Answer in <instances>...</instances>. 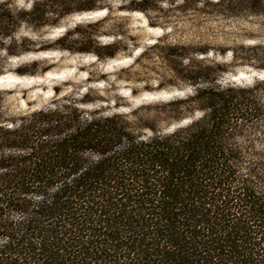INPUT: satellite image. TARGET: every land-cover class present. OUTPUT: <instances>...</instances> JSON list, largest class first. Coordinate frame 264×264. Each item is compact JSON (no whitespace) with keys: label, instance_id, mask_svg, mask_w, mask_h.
<instances>
[{"label":"trees","instance_id":"trees-1","mask_svg":"<svg viewBox=\"0 0 264 264\" xmlns=\"http://www.w3.org/2000/svg\"><path fill=\"white\" fill-rule=\"evenodd\" d=\"M207 3L222 6L225 17L257 19L261 35L224 47L191 50L161 38L140 47L133 63L156 50L168 75L156 87L187 90L184 98L135 106L89 98L86 87L83 98L16 116L0 98V264H264V150L245 144L264 134V81L221 82L236 65L264 72V0ZM64 5L39 12L0 1V75L9 58L32 50L22 27L43 26L49 12L96 10ZM128 5L155 10L149 0ZM66 40L63 33L44 47L98 61L119 56L95 35L86 47ZM48 70L39 60L14 68Z\"/></svg>","mask_w":264,"mask_h":264},{"label":"rangeland","instance_id":"rangeland-1","mask_svg":"<svg viewBox=\"0 0 264 264\" xmlns=\"http://www.w3.org/2000/svg\"><path fill=\"white\" fill-rule=\"evenodd\" d=\"M10 1L25 10L35 4L39 12L56 10L64 4L71 9L85 4L96 6L93 11L75 10L59 17L49 12L45 15L43 26L20 29V34L32 42V50L23 56L9 58L7 72L0 75V98H4L5 112L11 116L51 107L66 98H83L86 87L90 88L89 98H123V102L135 106L145 101L156 103L184 98L189 94L187 90L173 92L172 89L156 87L158 77L165 80L168 76L161 67L156 50L148 52L138 64L133 63L140 47L152 44L157 38H161L163 44L190 45L191 50L197 44L224 47L242 42L246 35H261L257 19L244 15L225 17L221 13L222 6L207 3L216 0H187L184 3L182 0H149L155 8L150 14L126 9L129 0ZM52 20L59 22L57 28L47 26ZM63 33L67 36L66 44L74 48L88 46L90 37L95 35L101 45H116L119 56L98 61L91 54L44 47L47 41ZM32 60L45 61L49 70L25 75L14 72L18 64ZM218 60L229 62L227 58L220 57ZM87 71L91 74L89 80L86 79ZM263 81L264 72L261 69L244 65L231 68L221 80L241 88H251ZM130 87L135 94L128 93ZM187 122L183 121L182 125ZM245 144L264 150V134Z\"/></svg>","mask_w":264,"mask_h":264},{"label":"snow or ice","instance_id":"snow-or-ice-1","mask_svg":"<svg viewBox=\"0 0 264 264\" xmlns=\"http://www.w3.org/2000/svg\"><path fill=\"white\" fill-rule=\"evenodd\" d=\"M101 15H102V13H101Z\"/></svg>","mask_w":264,"mask_h":264}]
</instances>
